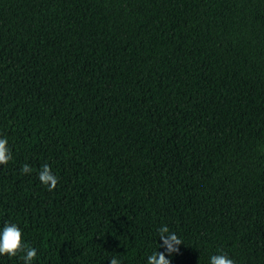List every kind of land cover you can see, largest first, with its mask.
<instances>
[{
	"label": "trees",
	"instance_id": "1",
	"mask_svg": "<svg viewBox=\"0 0 264 264\" xmlns=\"http://www.w3.org/2000/svg\"><path fill=\"white\" fill-rule=\"evenodd\" d=\"M0 138L33 264H264V0H0Z\"/></svg>",
	"mask_w": 264,
	"mask_h": 264
},
{
	"label": "clouds",
	"instance_id": "2",
	"mask_svg": "<svg viewBox=\"0 0 264 264\" xmlns=\"http://www.w3.org/2000/svg\"><path fill=\"white\" fill-rule=\"evenodd\" d=\"M12 159L11 150L8 147L7 138H0V165H6ZM33 169L28 164H24L21 168L22 174H30ZM40 182L48 188L49 191L57 187L59 178L52 172L51 167L45 163L42 165L41 171L38 174ZM160 237L164 241L169 253L179 251L178 245L183 241L176 233L170 232L167 225L161 226L159 229ZM21 255L24 264H33L37 257V249L29 246L24 242L22 229L15 223H6L0 231V255L15 257ZM108 264H121L115 257L111 258ZM147 264H171V261L164 252L157 251L150 255L147 259ZM210 264H235L226 253L212 255Z\"/></svg>",
	"mask_w": 264,
	"mask_h": 264
}]
</instances>
